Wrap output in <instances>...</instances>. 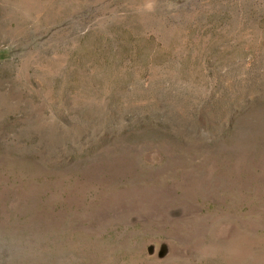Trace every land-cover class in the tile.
<instances>
[{
	"label": "rangeland",
	"instance_id": "rangeland-1",
	"mask_svg": "<svg viewBox=\"0 0 264 264\" xmlns=\"http://www.w3.org/2000/svg\"><path fill=\"white\" fill-rule=\"evenodd\" d=\"M0 264H264V0H0Z\"/></svg>",
	"mask_w": 264,
	"mask_h": 264
}]
</instances>
